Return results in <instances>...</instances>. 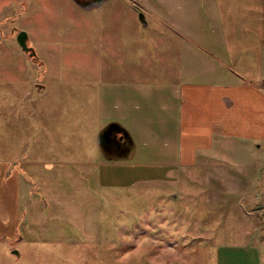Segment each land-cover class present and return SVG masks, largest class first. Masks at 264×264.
I'll return each mask as SVG.
<instances>
[{"label":"rangeland","instance_id":"374dc122","mask_svg":"<svg viewBox=\"0 0 264 264\" xmlns=\"http://www.w3.org/2000/svg\"><path fill=\"white\" fill-rule=\"evenodd\" d=\"M223 2L231 9L248 0ZM146 8L145 0L90 8L75 0H0V156L108 159L122 162L125 176L106 178L137 177L132 185L103 187L97 241L32 243L19 232L0 237V264H216L218 246L231 243L255 244L264 264V151L227 140L202 163L185 166L178 98L167 79L156 77L159 65L152 58H104L140 34L154 35L161 18ZM208 22L204 13L199 34ZM21 30L35 55L20 45ZM115 83L136 99L131 109L138 106L121 122L136 145L125 159L100 154L99 133L115 119L111 107L121 104L111 94Z\"/></svg>","mask_w":264,"mask_h":264},{"label":"crops","instance_id":"0c3cea01","mask_svg":"<svg viewBox=\"0 0 264 264\" xmlns=\"http://www.w3.org/2000/svg\"><path fill=\"white\" fill-rule=\"evenodd\" d=\"M145 2L147 12L161 18L153 26L154 35L147 40L140 34L122 44L121 52L108 50L104 58H152L159 65L154 66L156 77L167 79L178 98L180 136L175 140L180 163H202L227 140L264 151V0H248L244 7L239 2L231 9L223 0ZM204 13L209 22L199 34ZM149 25L150 21L145 26ZM207 29L210 33L205 36ZM118 51L120 55H115ZM116 88L115 83L111 94L119 95L121 104L111 107L113 122L131 134L134 143L125 152L133 154L135 139L121 122L138 106L131 109L136 99ZM46 90L43 86L39 93ZM100 154L110 157L101 146ZM19 160L16 155L0 156L3 238L14 239L22 232L23 239L32 243L71 237L95 242L101 234L98 206L103 187L137 182V177L129 183L124 178H106L125 176V165L108 159L61 162L26 156ZM216 259V264H262V253L255 244H223L216 250Z\"/></svg>","mask_w":264,"mask_h":264},{"label":"water","instance_id":"95a60500","mask_svg":"<svg viewBox=\"0 0 264 264\" xmlns=\"http://www.w3.org/2000/svg\"><path fill=\"white\" fill-rule=\"evenodd\" d=\"M79 4H81L85 8H90L91 6H98L104 2V0H97L94 2L90 3H83L81 0H75ZM144 14H141V17H143ZM28 33L26 30H21V32L18 35V41L20 45L22 46L23 50L25 51H32V55H35V50L31 48L28 45ZM119 133H121V136H118ZM99 141H100V146L101 148L109 154L110 158L113 157H118V158H130L129 155L132 154H127V150H129L132 145H133V140L131 137V134L129 131L122 126L119 122H112L109 123L107 126L103 128V130L99 133ZM117 155V156H114ZM112 157V158H113ZM18 251L16 250L15 253Z\"/></svg>","mask_w":264,"mask_h":264},{"label":"flooded vegetation","instance_id":"af4514ba","mask_svg":"<svg viewBox=\"0 0 264 264\" xmlns=\"http://www.w3.org/2000/svg\"><path fill=\"white\" fill-rule=\"evenodd\" d=\"M94 1H97V0H81V2H83V3H90V2H94ZM121 135H122V134L119 133L118 136H121Z\"/></svg>","mask_w":264,"mask_h":264}]
</instances>
